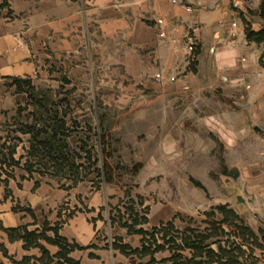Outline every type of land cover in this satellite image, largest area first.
<instances>
[{
	"label": "crops",
	"instance_id": "obj_1",
	"mask_svg": "<svg viewBox=\"0 0 264 264\" xmlns=\"http://www.w3.org/2000/svg\"><path fill=\"white\" fill-rule=\"evenodd\" d=\"M186 3L194 7L193 13L172 0H9L11 12L5 9L0 16V130L21 96L15 79L30 80L36 88L64 76L89 87L96 117L102 109L117 114V122L132 123L136 144L144 141L152 147L150 160L167 161L179 144V159L197 162L192 175L203 186L201 177L212 171L205 162L216 158L213 136L227 153H233L227 160L246 162L248 114L260 107L257 103L264 97V47L246 39L242 15L235 12L232 0ZM159 19L165 24L158 25ZM252 19L247 20L260 30ZM233 22L237 24L234 29ZM192 29L197 30L200 49L195 71L190 68L192 59L186 56L184 40ZM162 32L165 37H160ZM243 58L245 64L238 62ZM157 74L162 75L161 81ZM242 80L252 84L244 99L242 90L236 88ZM255 84L259 87L253 88ZM128 129L122 122L113 130ZM236 165L231 166L239 169L241 182L254 183L255 212L252 217L244 201L222 204L258 233L264 229V163L250 172L244 163ZM143 173L168 176L166 169L148 165ZM157 189L152 185L149 192ZM126 194V188L116 182L59 183L0 164V264H70L68 260L74 264H149L150 256L126 255L115 247L142 248V235L129 234L119 223L118 215L125 216ZM146 197L139 205L131 196L137 211L148 219L136 229L147 232L171 221L180 229L178 212L193 215L207 207L193 202L178 211L159 195L158 201ZM20 228L43 238L27 248L22 239L11 240L7 232ZM54 228L74 247L63 258L58 257L60 246L53 242ZM158 242L162 244L161 239ZM260 244L262 248L254 252L256 260L243 247L245 264H264L262 240ZM184 255L190 258L192 253L186 250ZM172 256L165 246L155 253L154 264H172L162 263Z\"/></svg>",
	"mask_w": 264,
	"mask_h": 264
},
{
	"label": "rangeland",
	"instance_id": "obj_2",
	"mask_svg": "<svg viewBox=\"0 0 264 264\" xmlns=\"http://www.w3.org/2000/svg\"><path fill=\"white\" fill-rule=\"evenodd\" d=\"M243 1L246 3L249 14H253L255 25L263 28L264 19L261 18L260 11L264 8V0ZM254 87H259V84L253 85ZM36 88L37 91L34 94L41 91L48 97L47 109L51 115H41V113H45V108L39 105L42 95L29 97L24 92H17L21 95L17 107L8 116L7 123L0 130L7 149L11 151L14 149L13 161L11 162L9 157L5 165L6 168L24 169L28 162L32 165V174L54 179L59 183L73 184L76 181H92L99 185L104 182H116L125 187L130 194L123 202L126 205L131 204L130 201L133 200L131 196H134L135 200L140 203L145 201L147 195L156 201H158L156 196L159 195L162 201L171 203L178 208V211L181 210L179 207L186 208V205L193 202L206 203L205 211L198 210L193 215L178 212L177 221L181 230L193 229L203 232L208 227L207 223L219 224L222 222L224 217L214 208L222 206L224 201H244L251 209L253 217L255 212L253 203L257 199L254 194V183L252 180L247 182V185L242 183L239 178V169L231 165L237 164L236 166H238L239 163H244L250 172L256 164L264 163V97L260 103H257L260 107L248 114V144L246 146L248 160L246 162L227 160V157L233 156V153H227L225 146L213 136L216 158L205 162L206 167H210L212 171L210 176L206 174L201 177L202 183H204V189H201L191 181L197 179L192 175L193 165L197 162H186L179 159V144L176 145V150L168 155L167 161L161 157L160 160H150L149 154L152 147L146 145L144 141L136 144L132 123H129L127 119L117 122V114L103 112L102 109H100L101 132L97 117L92 109L95 102L88 93V86L79 82H69L65 80L64 76H61L56 82L41 83ZM97 103L101 107V102L97 101ZM55 113H58L59 122L65 123L66 149L63 154L58 153L56 156L50 155L53 152H41L40 157L35 160L32 155L39 151L30 150L31 135L22 132L25 127L34 123L35 119L39 120V126H43V119L55 117ZM122 122L125 127H129L128 130H113L114 127H119ZM49 124L52 125L51 122L48 123V126H50ZM36 145H39L38 141H36ZM5 153L9 154L8 151ZM147 165L153 169H166L168 176L161 178L145 175L146 173L143 172ZM225 168L227 173H224ZM152 185H157L156 193L149 192ZM209 204L213 206L209 207ZM185 208L184 211H191ZM118 216L120 217V215ZM245 226H247L246 223ZM225 229L229 232L228 236L223 237L225 242H239L233 235L236 230L229 229L227 226ZM248 248L251 258L256 260L254 252L258 247L250 245Z\"/></svg>",
	"mask_w": 264,
	"mask_h": 264
},
{
	"label": "trees",
	"instance_id": "obj_3",
	"mask_svg": "<svg viewBox=\"0 0 264 264\" xmlns=\"http://www.w3.org/2000/svg\"><path fill=\"white\" fill-rule=\"evenodd\" d=\"M9 8V0H0V16H2V12ZM11 12V11H10ZM253 17V14L247 15L242 14V20L244 23V31L246 39L257 45H263L264 47V27L260 30L256 31L253 29L251 22L247 19L248 17ZM259 16V14H258ZM260 16L264 19V8L260 11ZM200 53V49L197 46L196 51L191 58L190 68L192 71H195V67L197 65V57ZM264 58V54L261 57V60ZM13 84L16 85L17 91L22 93H26L29 97H36L42 95L39 105L45 108V113H41V115H51V112L48 108V97L44 95L43 92L37 91V88L32 86L30 80H18L15 79ZM37 114V113H36ZM55 117H47L43 119V126H39L38 119H35V122L30 126L25 127L23 134L31 135L30 140V150L31 151H39L37 153H33V157L37 160L40 156V153L44 152H53L52 155H57L58 153H64L66 147V133L64 132L65 123L59 122L58 113H55ZM99 123V130L102 132V120L100 114L97 117ZM50 126H48V123ZM40 127V128H39ZM36 141L39 142V145H36ZM4 138L0 137V164L1 166H5L7 164V159L10 157V161L12 162V155L14 154V149H7L6 142H4ZM3 143V144H2ZM2 144V145H1ZM5 151H8L9 154H6ZM17 164V163H16ZM32 165L26 163L24 169L32 174ZM104 166H106L104 164ZM8 167H11L8 165ZM224 173H227V169H224ZM194 185L198 188L204 189V186L192 179L191 180ZM80 182V181H79ZM79 182L73 183L76 185ZM127 197H129V192H127ZM131 204L125 206V216L120 215V225L126 228L129 234H138L142 235V248L133 250L128 246H115L119 248L124 254H138L143 256H150L151 260L149 264L156 263L154 255L156 252L165 250V246L169 247V250L172 251L173 256L170 260L164 261L162 263L171 262L172 264H245L241 258L246 255V250L243 247H250V245H256L259 248H262L260 241L264 243V229L260 228L258 233L254 232L250 227L245 226L244 221L240 218L239 215L233 210L230 209L228 205H222L215 207L214 210L221 213L224 217V220L219 224L215 222L207 223L208 227L203 232H198L193 229L180 230L177 229L174 221H171L167 224H161L159 227L153 228L151 231H144L143 229H136L138 225H143L148 223V219L141 215L140 212L137 211L134 200L130 201ZM142 202L139 203L141 205ZM147 213L148 210H144ZM178 217V214H177ZM125 219V220H124ZM131 221V223H129ZM213 221V220H212ZM227 226L229 229H234L236 232L233 233L234 238L239 242H225L223 240L225 236L229 235V232L225 229ZM233 230V231H234ZM56 233V240L53 242L60 246L61 252L58 254L59 258L65 257L66 253L72 250L74 247L68 246V244L60 238L57 234V228H54ZM11 240L22 239L26 244L27 248L37 245V240L43 238V234L37 235L35 233H30L26 228L20 229H11L7 231ZM161 239L162 244L160 245L158 239ZM179 240V244H178ZM216 245V249H212V246ZM249 249V248H248ZM186 250H190L192 255L190 258L184 255ZM130 251V252H129ZM70 264H74L69 261Z\"/></svg>",
	"mask_w": 264,
	"mask_h": 264
},
{
	"label": "built area",
	"instance_id": "obj_4",
	"mask_svg": "<svg viewBox=\"0 0 264 264\" xmlns=\"http://www.w3.org/2000/svg\"><path fill=\"white\" fill-rule=\"evenodd\" d=\"M172 3L175 4V5H179L181 6L182 8L185 9V11L188 13V14H191L194 12V7L187 4L186 3V0H172ZM232 7L233 9L235 10V12L237 14H239V16H241L242 14H245L247 15V6H246V3L243 1V0H232ZM157 24L162 26L165 24V21L163 19H159L157 21ZM237 27V24L236 22H233L232 24V28H236ZM196 33H197V30L196 29H192L190 30L189 32H187V34L185 35V52H186V56L188 58H192L195 51H196V48L198 46V39H197V36H196ZM166 34L164 32L160 33V37H165ZM233 36H234V32H233ZM238 62H240L241 64H245L246 63V59L243 58V59H240L238 60ZM156 79L158 81H161L162 80V75L161 74H157L156 75ZM172 81H175L174 78H172ZM236 88L238 89H241L242 90V95H241V98L244 99L245 98V92H248L252 89V86L251 84H249L248 82L242 80L240 81Z\"/></svg>",
	"mask_w": 264,
	"mask_h": 264
}]
</instances>
